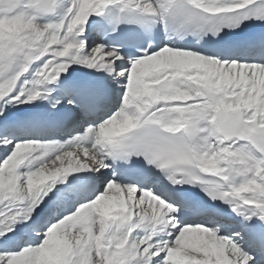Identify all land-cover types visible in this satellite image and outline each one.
Instances as JSON below:
<instances>
[{
    "label": "snow or ice",
    "instance_id": "obj_1",
    "mask_svg": "<svg viewBox=\"0 0 264 264\" xmlns=\"http://www.w3.org/2000/svg\"><path fill=\"white\" fill-rule=\"evenodd\" d=\"M0 264H264V0H0Z\"/></svg>",
    "mask_w": 264,
    "mask_h": 264
}]
</instances>
